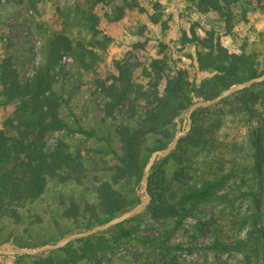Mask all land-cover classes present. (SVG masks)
I'll return each instance as SVG.
<instances>
[{
	"label": "trees",
	"instance_id": "1",
	"mask_svg": "<svg viewBox=\"0 0 264 264\" xmlns=\"http://www.w3.org/2000/svg\"><path fill=\"white\" fill-rule=\"evenodd\" d=\"M80 1L67 6L70 16L66 15L64 27L43 34L39 49L29 41V51L25 50L22 40V54L0 65V108L4 111L0 129V248L8 244L17 248L43 246L106 223L133 208L140 203L138 188L148 160L176 137L181 114L197 101L214 99L231 86L264 74V30L249 51L235 52L223 45L216 31L200 37L192 26L189 33L184 32L182 42L197 48L194 62L207 74L200 82L192 81L185 69L171 74L164 60L154 59L148 76L155 82L152 89H146L134 81L136 67L119 63L112 84L99 81L109 96L106 115L94 125L78 119L69 122L62 118L63 90L55 86L61 58L70 54L81 66L90 67L97 58L93 48L101 44L96 40L98 19L94 9L110 3ZM189 1L201 13H217L230 31L235 9L244 0ZM250 1L264 14V0ZM5 2L0 0V24L7 20L2 6L22 7L32 0ZM72 14L93 33V42L72 37ZM162 81L165 85L160 91ZM140 98L148 100L151 108L138 122L110 124L109 117L122 111L126 103L130 113H135ZM192 119L191 132L180 139L169 157L153 167L149 177L152 201L144 214L164 225L161 234L141 236L143 214L127 221L137 222L130 228L115 226L117 235L113 238L96 234L46 257L19 256L17 264L97 260L113 243L132 238L137 240L142 256L149 249L169 254L172 235L188 218H200L201 207L211 203L219 207L216 217L199 221L196 226L212 238L207 249L215 255H239L245 264H264V80L213 106L198 109ZM61 130L80 133L93 140V146L72 144L63 135L48 147L45 136ZM44 215H58L66 222L56 221L54 228L49 227V235L43 236L33 230L41 228ZM20 232L30 233L24 237Z\"/></svg>",
	"mask_w": 264,
	"mask_h": 264
},
{
	"label": "rangeland",
	"instance_id": "2",
	"mask_svg": "<svg viewBox=\"0 0 264 264\" xmlns=\"http://www.w3.org/2000/svg\"><path fill=\"white\" fill-rule=\"evenodd\" d=\"M73 2L74 0H32L31 4L28 3L22 7L2 6L3 16H6L7 20L0 24V65L9 57L22 54L19 46L22 40H24L25 50L28 49L29 41H32L39 49L43 43L41 38L43 34L48 35L64 27V21L68 17L66 15L69 13L67 6H71ZM82 2L83 0L80 1ZM2 3L6 4L5 0H2ZM94 13L98 19L96 40L101 42L93 48L97 58L89 68H85L73 55L63 54L70 57L72 62L69 65L68 62H64V58H61L59 74L55 82L56 89L63 90L62 118L72 123L78 119L81 123L94 125L98 119L106 115V110L101 112L100 106L109 96L99 81L107 80V85L112 84L113 75L117 74L119 63H130L136 67L134 81L136 85L146 89H152L155 82L148 76L150 63L154 59L164 60L169 73L173 74L178 69H185L189 72L192 81L200 82L207 74L200 72L194 62L197 48L193 44L182 42L184 32L189 33L192 26L200 37H204L210 30L216 31L221 36L223 45L235 52L249 51L250 44L264 30V14L257 4L250 0L242 1L235 9L236 18L233 20L230 31L226 29L224 20L217 13H201L197 11L194 2L189 0H110L108 5L96 6ZM76 16L78 15L71 16L72 37L81 39L85 43L93 42V33L86 30ZM154 19H157V23ZM77 23L81 25L76 26ZM36 32L39 33L38 36L35 35ZM164 85V81L160 82V91ZM126 104L122 111L109 117L110 124H133L140 120L147 109L151 108L150 102L141 98L137 102L135 113H130V106ZM3 118L4 111L0 108V129ZM177 124L178 131L186 127V112L177 119ZM63 131L64 134L58 137L68 136L72 144L83 142L84 148L93 146L94 141L86 139L84 135ZM51 135L52 133L44 138L48 147H52L58 138L53 140ZM141 189L142 186H139L140 201L144 196ZM243 206L246 208L247 203ZM218 209L219 207L211 203L201 207L198 213L200 218H188L168 242L169 254L149 249L146 251L149 258L146 259L147 254L142 256L137 240L132 238L113 243V247L99 254L97 260L79 264H245L241 262L242 258L239 255L229 253L215 255L207 249L212 242L211 236L196 229L199 221L204 222L215 218ZM262 210L264 217V205ZM143 214L144 212L139 216L142 217ZM43 219L41 228L33 230L44 233L43 236L49 235L48 229L50 226L54 228L56 221L62 224L66 222L58 215L54 217L44 215ZM127 221L122 223L126 228L137 224V222L127 223ZM140 224L139 230L142 237L157 236L164 230V225L160 221L150 219L145 214ZM108 231L110 232L107 233ZM29 233L20 232V235L27 237ZM100 233H105L110 238L117 235L114 227ZM18 234L15 235L18 236ZM1 248L19 249L11 244ZM18 257L0 256V264H17Z\"/></svg>",
	"mask_w": 264,
	"mask_h": 264
},
{
	"label": "water",
	"instance_id": "3",
	"mask_svg": "<svg viewBox=\"0 0 264 264\" xmlns=\"http://www.w3.org/2000/svg\"><path fill=\"white\" fill-rule=\"evenodd\" d=\"M262 80H264V74L261 77L253 78V79H250L249 81L235 84L231 86L230 88L224 90L216 98L211 99V100L197 101L192 106H190L188 110L185 111L187 113L186 127L183 130L178 131L176 137L171 141V143L166 148L154 151L144 168V174H143V177L140 183V186H142L141 191L143 192L144 196L141 198V201L139 204H137L133 208L127 210L126 212L118 215L117 217L111 219L110 221L106 223L97 225L86 231L69 234L56 242L47 243L41 247L19 248V249L0 248V256L18 257V256H23V255H35V256L45 257L52 251H56L61 248H64L68 244L76 240L88 238L100 232L107 231L117 225L124 223L127 220H130L142 214L148 208V206L151 204V201H152V197L150 193L148 192V182H149V177L151 175V171L153 167L158 162L169 157L176 150L180 139L186 137L191 132L192 125H193V119H192L193 113L200 108L213 106L217 104L218 102L240 91H243Z\"/></svg>",
	"mask_w": 264,
	"mask_h": 264
},
{
	"label": "built area",
	"instance_id": "4",
	"mask_svg": "<svg viewBox=\"0 0 264 264\" xmlns=\"http://www.w3.org/2000/svg\"><path fill=\"white\" fill-rule=\"evenodd\" d=\"M64 58V62L65 63H69V65L71 64V62H72V59L70 58V57H66V56H63L62 57V59ZM100 101H101V99H100ZM109 101V97H106V99H105V101H102L103 102V104L100 106L101 108H100V111L102 112H104L105 111V107H106V103ZM92 117V116H91ZM61 134H64V131L62 130V131H60V132H56V133H52V135H51V137H52V139L53 140H55L59 135H61ZM78 134H80V133H78ZM82 135V134H81Z\"/></svg>",
	"mask_w": 264,
	"mask_h": 264
}]
</instances>
